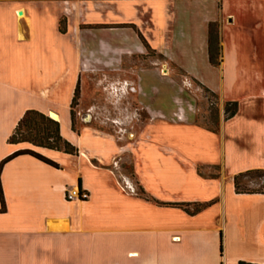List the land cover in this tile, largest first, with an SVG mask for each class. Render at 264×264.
I'll return each instance as SVG.
<instances>
[{"label": "crops", "instance_id": "1", "mask_svg": "<svg viewBox=\"0 0 264 264\" xmlns=\"http://www.w3.org/2000/svg\"><path fill=\"white\" fill-rule=\"evenodd\" d=\"M162 68L214 95L217 133L193 112L161 111ZM98 77L132 80L151 110L132 139L89 118L73 129L75 85ZM1 84L0 162L29 148L58 167L30 155L2 167L0 264H177L183 248L191 264H264V194L232 184L264 170V0H0ZM30 109L56 114L77 154L10 144ZM74 189L88 198L69 201Z\"/></svg>", "mask_w": 264, "mask_h": 264}, {"label": "rangeland", "instance_id": "2", "mask_svg": "<svg viewBox=\"0 0 264 264\" xmlns=\"http://www.w3.org/2000/svg\"><path fill=\"white\" fill-rule=\"evenodd\" d=\"M144 59V63L147 66L152 65L147 57ZM159 74L162 76L168 75L165 76V80H157V78L155 84V87L162 91L161 111H178L179 115H186L185 113L190 114L193 112L198 125L212 129L218 126V111L220 109L218 101L215 98L209 96L199 85L180 77L179 74V77L176 78L173 74L164 71L163 68L159 69ZM169 77L176 78V81H170L169 83ZM169 85L170 87H168ZM133 86L136 85L132 80L127 84L123 82L106 83L104 78L99 77L96 78L95 82L79 84V98L72 105L70 104V111L73 113V129L81 126V119L85 118L87 114H90V117L88 116L87 118L92 121V124L104 127L116 134H127L129 139H132L133 134H135L134 127L138 119L143 117L145 111H151L147 109L149 107L144 108L142 103H140L138 92H131L130 88ZM206 86L210 91H217V83ZM0 87L4 89L3 92L9 90L8 84H1ZM151 88L148 89L150 92H146L148 97L153 94ZM169 89L171 90V98L164 100L163 96L169 92ZM1 101V109L8 110L10 102L8 97L6 99V95H3ZM149 102L156 104V101H152V99ZM55 110L61 111L60 108H56ZM183 137L190 136L185 133ZM262 185L263 180L261 178L252 176L244 178L241 181V186L249 190L259 189ZM229 189V181H226V192L229 193ZM238 203L242 206L246 204V202H242L241 200ZM176 241L180 242V240ZM219 247L218 252L220 251ZM182 250L185 252L182 256L184 259L180 257L181 260L179 259L178 263L191 264L186 260L187 249L183 248Z\"/></svg>", "mask_w": 264, "mask_h": 264}, {"label": "trees", "instance_id": "3", "mask_svg": "<svg viewBox=\"0 0 264 264\" xmlns=\"http://www.w3.org/2000/svg\"><path fill=\"white\" fill-rule=\"evenodd\" d=\"M62 32L64 31L63 28L60 29ZM210 61L213 64H217V62L214 60L213 55L210 52ZM209 96L212 98H215L213 94H211L209 91L204 90ZM79 98V83L75 85L73 98L71 100V105ZM237 111V103H226L224 106V117L225 119L232 117ZM71 118H72V127H73V113L71 112ZM203 128L210 130L214 133L218 132V126L216 128H208L206 126H202ZM8 142L10 144H20V143H26L30 145L33 148H45L49 150H55V151H62L67 154L75 155L77 154V148H75L72 144H70L68 141L64 140L62 136L60 135L59 130V123L53 119H51L49 116L42 114L36 110H26L20 120L18 121L17 125L15 126L12 134L8 138ZM19 155H30L45 164H48L52 167H58L56 163L50 161L49 159L41 156L37 152H35L32 149H22L18 150L11 155L7 156L0 162V173L2 170V167L6 162L13 159L16 156ZM249 176L261 178L263 180V185L259 189H253L249 190L241 186V181L244 178H247ZM232 184L234 187V192L237 194H264V170H248L242 173H238L233 176ZM138 195H144L143 191H138ZM162 205H174V206H189L190 204H164ZM208 204L204 205H193V210L189 211L186 209V211L190 214H194L198 211H200L202 208L206 207ZM4 212V199H3V193L2 188L0 184V213ZM221 251V247H220ZM238 264H252L247 263L244 261H239Z\"/></svg>", "mask_w": 264, "mask_h": 264}, {"label": "built area", "instance_id": "4", "mask_svg": "<svg viewBox=\"0 0 264 264\" xmlns=\"http://www.w3.org/2000/svg\"><path fill=\"white\" fill-rule=\"evenodd\" d=\"M67 199L69 201L72 200H85L88 198V194L84 191H81L79 189L71 190L66 195Z\"/></svg>", "mask_w": 264, "mask_h": 264}, {"label": "water", "instance_id": "5", "mask_svg": "<svg viewBox=\"0 0 264 264\" xmlns=\"http://www.w3.org/2000/svg\"><path fill=\"white\" fill-rule=\"evenodd\" d=\"M18 15H22V11H19V12H18ZM49 116H50V118H52L53 120H56V119H57V115L54 114V113H52V112H50Z\"/></svg>", "mask_w": 264, "mask_h": 264}, {"label": "flooded vegetation", "instance_id": "6", "mask_svg": "<svg viewBox=\"0 0 264 264\" xmlns=\"http://www.w3.org/2000/svg\"><path fill=\"white\" fill-rule=\"evenodd\" d=\"M131 89H132V87L130 88V90H131ZM87 117H88V116H86L85 118H82V120H83V119H84V120H86V119H87Z\"/></svg>", "mask_w": 264, "mask_h": 264}]
</instances>
